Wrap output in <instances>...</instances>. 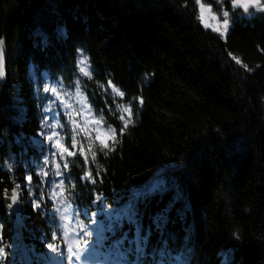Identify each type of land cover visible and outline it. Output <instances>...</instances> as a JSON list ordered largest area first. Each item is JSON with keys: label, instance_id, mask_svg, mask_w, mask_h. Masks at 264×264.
<instances>
[{"label": "trees", "instance_id": "16d2710c", "mask_svg": "<svg viewBox=\"0 0 264 264\" xmlns=\"http://www.w3.org/2000/svg\"><path fill=\"white\" fill-rule=\"evenodd\" d=\"M233 10L225 40L203 26L196 0H0L8 55L0 81L5 264H16L22 236L35 253L46 252L41 230L48 227L23 179L32 174L43 190L42 177L25 163L44 148L36 134L37 68L80 82L96 117L117 129L107 149L94 133L78 139L71 131L67 141L77 153L70 156L73 191L107 242L115 239L148 264H264V12ZM82 54L91 72L80 79ZM129 104L133 122L120 133ZM157 179L169 188L136 195ZM16 185L13 204L3 193Z\"/></svg>", "mask_w": 264, "mask_h": 264}, {"label": "snow or ice", "instance_id": "6c2138e0", "mask_svg": "<svg viewBox=\"0 0 264 264\" xmlns=\"http://www.w3.org/2000/svg\"><path fill=\"white\" fill-rule=\"evenodd\" d=\"M197 5L199 6V11H200V21L202 22L203 26L205 28H211L214 30L215 33L219 34L222 38H224L225 40L228 37V33H229V27L231 24V20H230V13L228 10H224L223 11V17L222 18H218L217 15L215 13H211L210 9H211V5H208L207 7L201 3V0H196ZM231 3V7L234 9L237 8H242L244 13H248L250 8L255 7L258 11L264 12V0H230ZM209 19L215 21V23H209ZM229 55L231 56V53H229ZM232 59L235 60V62L237 64H242V61L239 57L236 56H232ZM80 63H86V59L80 61ZM244 68H247L248 66L245 64L243 65ZM80 71L83 72L86 76L90 75L89 72L85 71V69L82 67L80 68ZM6 76V67H5V52H4V37L0 36V78H3ZM112 81L109 80V84H111ZM44 92L45 93H51L53 96L55 97H59L60 93L57 91L56 88L54 87H49V86H45L44 87ZM119 95L121 97H123L125 95V93L123 91L119 92ZM61 103H63L64 101H60ZM145 103L144 97L141 96L139 98V104L142 106ZM123 113L122 115H120L119 119L120 121L123 122L124 127L119 129L120 133H123L125 129H127L129 127V125L133 122V116H134V110H133V106L131 104L125 106L123 108ZM77 115H79V113H77ZM48 116H45L44 119H48ZM40 124L44 123V120L39 121ZM73 123L75 124L76 121H73ZM94 124L99 125L101 124L100 120H96L93 121ZM83 131L88 134L90 136V138L92 137V132L87 128L84 127ZM38 136L42 137V139L47 140L50 144L52 141H54V146L55 148L59 149L60 155L62 156H72L75 157L77 155L76 152L70 150L68 147L65 146V144L61 143V141L59 139H56L58 133L56 132H49L48 134L45 135V133L39 131V129L37 130L36 133ZM117 138V129L113 128L110 131H103L100 128H96L95 129V136L94 139L99 141V145L102 149H107L109 148V144L112 141H115ZM77 140L76 137L73 136L72 137V144L73 146L77 145ZM91 148V142L89 143L88 148L83 149V156L85 161H87L88 156H87V152L88 150ZM114 150V149H113ZM93 158L96 156V153L93 152L92 153ZM59 165H57V173L56 175L59 176L61 173L59 171ZM65 167H67V164H65ZM43 175L45 177L48 176L47 172H44ZM88 176H91V172H89L87 174ZM24 182L25 183H30L33 180V175L32 174H27L24 176ZM94 183V181H93ZM19 188L20 185H16L14 187H12L10 190L8 188L4 189V197L8 200H10L13 204L19 199ZM32 207L38 208L39 205L37 204V202L34 200L32 202ZM95 221H93L94 223ZM55 233H53V237H55ZM240 237L237 236L236 239H239ZM87 243V242H85ZM47 247L52 250L53 252H58L60 247H58L55 243L53 242H49L47 244ZM68 251L72 254L75 255V253H72L71 248L68 249ZM0 252H4L3 248H0Z\"/></svg>", "mask_w": 264, "mask_h": 264}, {"label": "rangeland", "instance_id": "374dc122", "mask_svg": "<svg viewBox=\"0 0 264 264\" xmlns=\"http://www.w3.org/2000/svg\"><path fill=\"white\" fill-rule=\"evenodd\" d=\"M201 3H202V1H201ZM203 4L206 7L208 5H211L212 7L210 9V12L215 13L218 18L223 17V11L225 9L228 10L230 13V17H229L230 20H231L232 16L235 14V10H233L234 8L232 9L231 3L227 2V0H214V3H212V4H205V3H203ZM258 12L259 11L255 8L253 10H249L248 13H245V16H247V15L250 16L249 14H257ZM209 23L210 24L215 23V21L209 19ZM230 26H231V24H230ZM229 29H230V27H229ZM85 59H86V57L83 55H81L79 58L80 79L86 76L83 72L80 71V68L83 67L85 69V71H87L89 73L91 72V68L89 66L87 59H86V63H83V64L80 63V61L85 60ZM47 79H49V78L47 77ZM55 87L56 88L61 87L62 90H65V91H61V92L57 90L60 93V96L58 98L56 97L57 99H59V101H64L63 105L65 107H69L70 109L74 110L76 108V103H77L75 101H78V98L81 101V104L83 105L81 110L85 114V121L82 123V126H81L82 128L87 127L90 130V129H96V128L100 127L99 125H96L93 123L94 120L90 119V116H87L89 114V108L86 106L84 98L81 97V95H79L77 84L70 86V85H67V84L63 83L62 81L58 80ZM83 94H84V92H83ZM100 129L103 131H106V129H104L102 126L100 127ZM26 162H28V159H26ZM168 188H169V186L166 185V182L164 180L157 179V180L153 181L145 190L137 192L136 195L139 196L141 194H144L145 196H150L152 194H157V193L162 194Z\"/></svg>", "mask_w": 264, "mask_h": 264}, {"label": "water", "instance_id": "95a60500", "mask_svg": "<svg viewBox=\"0 0 264 264\" xmlns=\"http://www.w3.org/2000/svg\"><path fill=\"white\" fill-rule=\"evenodd\" d=\"M253 8H255V7H253ZM250 9H252V8H250ZM4 52H5V67H6V74H7V62H6L7 61V47H6L5 39H4ZM5 77H3V78H5Z\"/></svg>", "mask_w": 264, "mask_h": 264}, {"label": "bare ground", "instance_id": "6f19581e", "mask_svg": "<svg viewBox=\"0 0 264 264\" xmlns=\"http://www.w3.org/2000/svg\"><path fill=\"white\" fill-rule=\"evenodd\" d=\"M166 230H168V231H172V230H169V229H171L170 227H171V224L169 223V222H166ZM176 230V229H175ZM174 233H175V231H174Z\"/></svg>", "mask_w": 264, "mask_h": 264}]
</instances>
